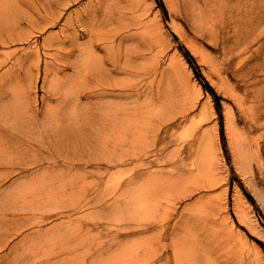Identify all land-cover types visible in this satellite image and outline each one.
I'll return each instance as SVG.
<instances>
[{"label": "bare ground", "instance_id": "6f19581e", "mask_svg": "<svg viewBox=\"0 0 264 264\" xmlns=\"http://www.w3.org/2000/svg\"><path fill=\"white\" fill-rule=\"evenodd\" d=\"M236 1L246 5L240 10L230 5V10L221 11L201 6V26L221 34L231 60L260 53L264 61V0ZM80 2L0 0V216L4 219L0 237L22 234L20 243L11 247L15 255L0 259V264H206L180 241L177 232L186 212L200 202H212L216 211L214 196L206 194L216 179L220 151L212 137L214 130L200 131L190 164L183 156L185 146L167 159L164 146L173 142L170 121L180 115L184 118L180 123H191L188 112L192 107L179 106L177 115L153 122L164 115V104L168 110L175 105L171 86L161 85L167 69L154 52L160 35L164 36L151 19L156 17L150 3L88 0L77 9ZM239 15L251 17L242 38L234 19ZM216 19L220 31L212 28ZM62 20L60 31L47 33L40 45H23ZM198 27L197 33L206 38ZM52 48L57 52L43 63L39 97L42 49L46 53ZM237 104L257 127H264L259 122L264 114L260 106H244L241 99ZM141 117L144 127L138 126ZM129 130L136 131L145 144H129L132 154L125 157L118 152ZM72 144H90L91 158L83 162L85 150L77 151ZM193 145L188 146L190 152ZM89 164L92 170H83ZM128 164L133 166L114 176V169ZM81 172L96 177L90 192L81 191ZM205 175L210 179L200 181ZM193 181L202 183L187 184ZM195 190L201 197L184 203ZM240 199L237 206L244 217L247 203ZM135 204H139L141 219L127 215ZM85 209L95 214L89 222L82 217L69 219ZM170 215L175 217L172 227ZM170 228L172 251L167 253L163 251L169 245H160L159 238L167 240ZM153 231L157 234L150 236ZM132 235L143 239L127 241L125 237ZM46 244L50 250L40 255ZM234 257L227 264L252 262L246 256Z\"/></svg>", "mask_w": 264, "mask_h": 264}, {"label": "rangeland", "instance_id": "374dc122", "mask_svg": "<svg viewBox=\"0 0 264 264\" xmlns=\"http://www.w3.org/2000/svg\"><path fill=\"white\" fill-rule=\"evenodd\" d=\"M85 1L88 0H81L76 5L77 9L82 7ZM148 2L152 14L156 17L151 19L157 21L164 36L163 38L160 35V45L154 52L164 62L167 69L161 85L162 87L164 84L171 86L174 92L170 98L175 105V108L170 107L168 110L167 105L164 104L162 106L164 115H158L156 121L153 122L164 121L177 115L181 110L179 106L192 107L188 112L191 123L186 125L180 123L184 119L180 115L174 121H170L173 142L164 146L166 158H174L178 147L185 146L187 148L183 156L190 164L189 162L195 159L194 151L199 145V133L203 129H213V140L220 146L218 162L215 165L216 179L212 180L213 186L206 191V194L214 196L216 211L211 207L212 202L207 201L200 202L187 211L179 224L182 227L177 232L179 239L186 242L206 264H227L229 260H234L235 255L246 256L252 261L251 264H264V127H257L256 121H251V118L244 115L237 104V99H241L245 103L244 106L258 105L264 112L263 55L255 53L252 57L246 55L240 60H231L223 49L221 34L209 31L206 26V28L202 27L200 21L201 6L205 8L208 5L213 9L218 7L221 11L222 8L230 10V5H232L240 10L246 3H238L236 0H172L171 2L170 0H148ZM234 19L239 27L238 37L242 38L241 32L246 30L245 26L250 22L251 17L243 18L239 15ZM63 21L58 26L48 28L47 32L39 34V37L30 39L29 44L23 43V45L28 47L35 42H39L40 45L42 37L47 33L60 31ZM197 27L206 33V38L197 33ZM220 27L221 24L216 19L212 28L220 31ZM26 33L29 32L26 31ZM15 46H20V43L12 45L6 50L9 51ZM64 49L66 50V48ZM44 51L42 49V62L37 84L39 97L43 94L41 88L44 77L43 63L50 59L54 52H57L55 48L47 49L46 53L48 54ZM259 63H263V65H259ZM249 66L255 70L248 69ZM68 73H72L71 69L68 70ZM59 75L62 76L63 73ZM143 120L144 118L141 117L138 126L144 127ZM259 122L264 126V114ZM151 131L152 128L148 134V144L150 141L152 142ZM138 135L136 131L129 130L127 141L118 153L124 152L125 157H129V154H132L129 144H145V141H140ZM238 141L249 145L242 147ZM110 144H114V142L111 141ZM190 144H194L193 148L191 147V152L188 149ZM72 147L77 151L85 150L83 162H87L91 158L90 144H72ZM132 166L133 164H128L119 170L118 168L114 169V176L120 175L121 171L125 172ZM261 166L262 170L259 168ZM91 167L89 164L88 168L83 170H92ZM79 177L82 193L90 192L96 177L89 172H81ZM207 179L210 178L205 175L200 181ZM200 181L187 184L197 185ZM200 194L199 190H195L183 202L193 203L201 197ZM239 195L247 203L245 210L247 215L244 217L237 206ZM76 197H79V194ZM90 211L85 209L69 219L76 220L82 217L84 221L89 222L95 215ZM131 214H134V219H141L139 204H135L134 209L127 215ZM158 217H161V213L158 214ZM167 219L172 227L175 217L170 215ZM1 220L4 223V219L0 216V231L3 230L1 229ZM89 230H86L88 236L91 235ZM229 231L231 232L229 233ZM155 234L157 232L153 231L150 236ZM171 236L170 228L167 240L159 238L160 245L164 243L169 245V248L163 252L172 251L169 244ZM21 238L22 234L12 235V232L0 237L2 243L7 242L8 244L5 246L0 244V259L14 256L15 253L11 251V247L15 243L17 246ZM125 238L129 242L137 241L139 243L143 236L132 235ZM49 250L50 247L46 244L41 249L40 255H44Z\"/></svg>", "mask_w": 264, "mask_h": 264}]
</instances>
